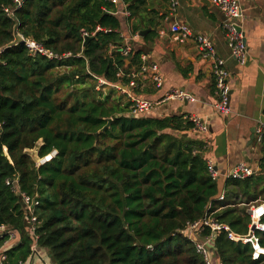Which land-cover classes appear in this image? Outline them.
I'll list each match as a JSON object with an SVG mask.
<instances>
[{
    "label": "trees",
    "instance_id": "obj_1",
    "mask_svg": "<svg viewBox=\"0 0 264 264\" xmlns=\"http://www.w3.org/2000/svg\"><path fill=\"white\" fill-rule=\"evenodd\" d=\"M112 1L0 0V252L10 263L36 245L53 264H206L188 226L211 219L246 235L248 209L264 204L263 174L226 180L219 201L205 142L179 136L194 128L189 117L132 118L131 102L97 90L99 79L130 83L142 63L141 52L121 53ZM120 1L137 20L133 34L158 19L147 0ZM82 31L95 35L84 42ZM20 35L62 58L31 53ZM33 149L56 155L38 166ZM23 195L37 203L34 237ZM10 232L20 239L3 251ZM214 246L222 264H264L225 231Z\"/></svg>",
    "mask_w": 264,
    "mask_h": 264
},
{
    "label": "crops",
    "instance_id": "obj_2",
    "mask_svg": "<svg viewBox=\"0 0 264 264\" xmlns=\"http://www.w3.org/2000/svg\"><path fill=\"white\" fill-rule=\"evenodd\" d=\"M178 1L175 12H171L170 0H147L148 12L155 13L158 19L151 23L149 17H146L141 23L142 30L136 33L138 37L132 32L137 20L131 17L127 5L121 1L115 4L119 15L115 14L116 12L114 14L121 20V33L124 38L121 53L126 48H130L131 52H141L142 63L138 70L136 68L130 70L131 73L127 76L130 83L123 84L121 81L114 84L103 79L99 81L103 86L110 87L109 91L114 90L116 96L124 103H132V98L155 103L153 109L141 118L194 116L208 121L209 132L203 137L193 134L191 130L180 133L179 136L206 143L205 157L211 159L217 166L219 181L240 163H246L254 169L259 168V173L264 175L261 163L264 147L256 143V129L264 122V0H239L243 14L240 24L246 36L250 55L245 66L239 65L233 58L223 30L226 18L211 0ZM123 10L129 15L124 14ZM177 23L187 24L194 37L203 35L212 40L217 56L225 61L230 73V116L225 117L215 110V81L211 62L203 59L202 51L195 39L191 37L180 41L174 40L172 27ZM149 28L151 31L141 36V32ZM114 49L115 47H111V52ZM142 56L145 57V62ZM129 63L127 60L126 65ZM149 63L158 65L160 87L153 82L151 73L146 72L144 75L141 72L142 66ZM124 72L120 69L118 73L124 76L126 74ZM172 89L183 91L191 99L164 101V97ZM253 129L254 139L250 144ZM225 181L219 182L222 192ZM19 239L16 237L8 241L3 251L13 247ZM214 240L211 242L217 256L214 264H222ZM43 252L44 256L48 255L47 252ZM50 261L53 264L51 257Z\"/></svg>",
    "mask_w": 264,
    "mask_h": 264
},
{
    "label": "built area",
    "instance_id": "obj_3",
    "mask_svg": "<svg viewBox=\"0 0 264 264\" xmlns=\"http://www.w3.org/2000/svg\"><path fill=\"white\" fill-rule=\"evenodd\" d=\"M212 4L216 6L222 14L225 16L226 21L223 23V30L227 39V45L231 51L233 58L238 62L239 65L245 66L249 59V49L247 46V40L245 33L241 28V17H242V7L239 0H211ZM114 4H118L120 0H113ZM178 0H170V9L171 12H175L178 6ZM16 7L20 8L22 6V0H15ZM124 11V10H123ZM124 14L129 15L128 12L124 11ZM115 14H119V11ZM101 30L99 27L96 31ZM172 32L174 35V40L180 41L181 39H188L193 37L197 44L199 45L203 59L210 61L212 66V74L215 81V99L216 103L214 105L215 110L227 117L231 115L230 107V93L231 88L229 85L230 73L227 69L226 63L224 60L219 58L216 53L215 45L212 40L203 35L195 36L192 34L190 27L187 24L177 23L173 25ZM95 33H88L82 31L83 41H87L90 37L94 36ZM139 35L136 34L135 37ZM22 43L33 54H41L48 58H62L55 56L50 51L44 49L40 44L31 39H26L23 36H19ZM131 52L130 48H126L122 51L124 55H128ZM70 54L66 55L69 57ZM142 59L145 60V57L142 56ZM142 74L146 75V72L151 73V78L157 87L161 86V77L159 75L158 65L155 63H149L142 66ZM119 77H123L122 73H118ZM105 83V82H103ZM120 87V85H119ZM131 98V97H130ZM186 100L191 99L189 95L184 93L181 90L172 89L164 97V101L167 100ZM132 106L128 116L132 118H141L147 112H149L155 106V103L148 100H139L132 98ZM190 121L194 124V128L191 130L193 134L203 137L209 132V123L206 120H203L198 117L190 116ZM256 143L260 147H264V122H261L256 129ZM206 144V143H205ZM207 148V145H206ZM56 152H53L50 156L42 159V162L38 166L45 164L50 161L52 156H55ZM204 158L207 162L209 173L213 180H219L220 174L217 170V166L213 163L211 159H207L204 155ZM261 163L264 165V157L261 160ZM260 170L254 169L247 165L246 163H240L233 167L229 172L226 173V179H237L244 180L252 176L258 175ZM25 203V208L29 211V235L34 237V232L37 224V218L33 216V208L37 205L35 200H30L27 196H22ZM225 200V191L219 196V201ZM248 213L251 217L250 230L246 235H239L231 231L227 225L219 224L211 219H202L194 224H190L186 230L188 239L193 243L198 254H200L206 264H212L208 245L214 240L218 233L225 231L228 235V239L235 243H242L243 245H250L252 249V260L259 261L264 259V246L261 245L259 233H264V204L259 206H251L248 209ZM210 229V235L204 236L203 233L205 230ZM8 231L5 226L0 227V236ZM7 234V233H6ZM9 240H14L16 238V233H8ZM0 264H13L8 260L7 255L4 252H0ZM15 264H51L50 255L44 256V252L38 247L34 246L32 253L26 260H20Z\"/></svg>",
    "mask_w": 264,
    "mask_h": 264
},
{
    "label": "rangeland",
    "instance_id": "obj_4",
    "mask_svg": "<svg viewBox=\"0 0 264 264\" xmlns=\"http://www.w3.org/2000/svg\"><path fill=\"white\" fill-rule=\"evenodd\" d=\"M103 81H105V80H103ZM102 86H103L102 83L99 81L97 84V90L98 89L101 90V92H103V94H108L110 92L109 91L110 87H105L106 85H104V87H102ZM28 152L34 158V160L37 162V164L41 163L42 159H44V158H42V159L39 158L37 149L29 150ZM224 181H225V177L222 178L219 182L222 183ZM208 250H209L211 261L214 264V262L217 261V256H216V252L213 250V246L211 244L208 245Z\"/></svg>",
    "mask_w": 264,
    "mask_h": 264
},
{
    "label": "water",
    "instance_id": "obj_5",
    "mask_svg": "<svg viewBox=\"0 0 264 264\" xmlns=\"http://www.w3.org/2000/svg\"><path fill=\"white\" fill-rule=\"evenodd\" d=\"M149 31H151L150 28L147 29V30H145V31H143V32H141V36H144L145 34L149 33ZM88 40H89V39H88ZM88 40H87V41H88ZM230 100H231V97H230ZM111 122H112V119H109L108 124L105 126V128H103V130L106 129V128H108V127H110ZM103 130H101V131H103ZM252 133H253V135H252V137H251V141L249 142L250 144L252 143V141H253V139H254V133H255V130H254V129L252 130Z\"/></svg>",
    "mask_w": 264,
    "mask_h": 264
}]
</instances>
